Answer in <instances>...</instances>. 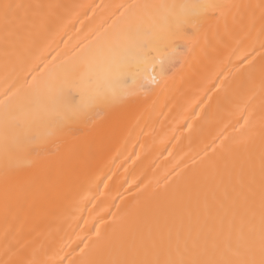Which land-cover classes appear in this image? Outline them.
Here are the masks:
<instances>
[{"label":"bare ground","instance_id":"obj_1","mask_svg":"<svg viewBox=\"0 0 264 264\" xmlns=\"http://www.w3.org/2000/svg\"><path fill=\"white\" fill-rule=\"evenodd\" d=\"M262 17L264 0H0V264H109L189 228L258 249V196L251 223L231 198L250 160L259 180Z\"/></svg>","mask_w":264,"mask_h":264},{"label":"snow or ice","instance_id":"obj_2","mask_svg":"<svg viewBox=\"0 0 264 264\" xmlns=\"http://www.w3.org/2000/svg\"><path fill=\"white\" fill-rule=\"evenodd\" d=\"M10 7L4 5L5 18ZM232 7L235 5L205 6L206 10L211 12L217 10L223 12ZM186 23L193 28L199 27L197 22L189 20ZM233 193L231 198L233 216L242 208L249 223L256 216L257 196L259 198L258 249L251 238L238 242L236 247H233L230 230L227 234L217 233L210 240L200 232L193 235L191 228L183 233L177 230L174 235L169 230L168 234L161 235L159 240L153 239L150 243L141 240L138 244L134 243L125 250L124 258L112 260L109 264H264V144L261 146L259 180L257 181L254 163L250 160L246 168H240ZM253 231L254 229H249L250 234Z\"/></svg>","mask_w":264,"mask_h":264}]
</instances>
